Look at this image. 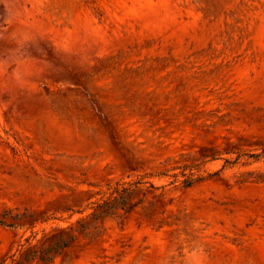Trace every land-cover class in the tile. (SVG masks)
Returning a JSON list of instances; mask_svg holds the SVG:
<instances>
[{
  "label": "rangeland",
  "instance_id": "374dc122",
  "mask_svg": "<svg viewBox=\"0 0 264 264\" xmlns=\"http://www.w3.org/2000/svg\"><path fill=\"white\" fill-rule=\"evenodd\" d=\"M6 210L0 264H264V0H0Z\"/></svg>",
  "mask_w": 264,
  "mask_h": 264
},
{
  "label": "trees",
  "instance_id": "16d2710c",
  "mask_svg": "<svg viewBox=\"0 0 264 264\" xmlns=\"http://www.w3.org/2000/svg\"><path fill=\"white\" fill-rule=\"evenodd\" d=\"M127 190V187L122 186L120 189H118V187H115L114 191L115 193H122L125 192ZM18 214H11L10 211L6 210L1 214V218H0V224L1 225H6V226H13L16 223V220H18ZM9 218L11 220H13L14 222L9 221ZM66 243H62V246H65ZM41 259L43 260V257H41ZM47 260H49L50 258L47 257Z\"/></svg>",
  "mask_w": 264,
  "mask_h": 264
}]
</instances>
